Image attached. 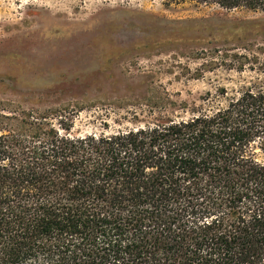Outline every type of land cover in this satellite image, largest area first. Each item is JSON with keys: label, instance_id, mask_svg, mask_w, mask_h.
<instances>
[{"label": "trees", "instance_id": "1", "mask_svg": "<svg viewBox=\"0 0 264 264\" xmlns=\"http://www.w3.org/2000/svg\"><path fill=\"white\" fill-rule=\"evenodd\" d=\"M220 93L112 132L0 121V264H263L264 84Z\"/></svg>", "mask_w": 264, "mask_h": 264}, {"label": "rangeland", "instance_id": "2", "mask_svg": "<svg viewBox=\"0 0 264 264\" xmlns=\"http://www.w3.org/2000/svg\"><path fill=\"white\" fill-rule=\"evenodd\" d=\"M263 67L264 11L0 0V121L13 129H25L30 114L55 127L65 120L73 135L187 118L206 100L224 104L222 90L264 84Z\"/></svg>", "mask_w": 264, "mask_h": 264}]
</instances>
